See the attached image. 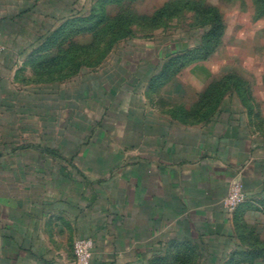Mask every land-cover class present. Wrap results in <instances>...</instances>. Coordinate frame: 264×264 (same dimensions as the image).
Returning a JSON list of instances; mask_svg holds the SVG:
<instances>
[{"label":"rangeland","instance_id":"1","mask_svg":"<svg viewBox=\"0 0 264 264\" xmlns=\"http://www.w3.org/2000/svg\"><path fill=\"white\" fill-rule=\"evenodd\" d=\"M62 7L61 23L47 12L31 16L44 26L29 25L28 38L44 41V50L18 78L15 67L0 68V202L20 194L21 171L30 198L49 189L37 170H52L60 152L81 154L87 129L104 117L116 134V108L140 97L188 107L189 123L213 120L218 108L221 119L237 110L264 136V0H64ZM44 155L48 161L38 162ZM237 214L215 242L156 251L142 264H264V194ZM71 248L60 264H77Z\"/></svg>","mask_w":264,"mask_h":264},{"label":"crops","instance_id":"2","mask_svg":"<svg viewBox=\"0 0 264 264\" xmlns=\"http://www.w3.org/2000/svg\"><path fill=\"white\" fill-rule=\"evenodd\" d=\"M63 1L0 0V41L9 52L0 55V68L15 67L19 77L44 50V41L28 38L29 25L44 26L31 16L47 12L61 23ZM145 99L116 108V134L104 117L87 129L81 154L60 152L52 170L38 169L49 189L36 197L29 196L27 171L17 173L20 194L0 202V264H60L85 238L95 244L93 264H142L156 251L228 235L237 213L264 194V136L240 110L221 119L218 108L213 120L189 123L188 107ZM237 180L247 200L228 213L222 202Z\"/></svg>","mask_w":264,"mask_h":264},{"label":"built area","instance_id":"3","mask_svg":"<svg viewBox=\"0 0 264 264\" xmlns=\"http://www.w3.org/2000/svg\"><path fill=\"white\" fill-rule=\"evenodd\" d=\"M4 47L0 41V52ZM247 196L244 185L241 181H234L229 189L227 196L222 202L223 208L228 213H235L246 202ZM95 244L92 239H78L75 242L74 253L77 264H93Z\"/></svg>","mask_w":264,"mask_h":264},{"label":"trees","instance_id":"4","mask_svg":"<svg viewBox=\"0 0 264 264\" xmlns=\"http://www.w3.org/2000/svg\"><path fill=\"white\" fill-rule=\"evenodd\" d=\"M215 31V30H214ZM215 33V32H214ZM212 31H211V35H213L217 40L220 39V36H221V32H219L218 34H214ZM214 51V50H213ZM94 262V261H93Z\"/></svg>","mask_w":264,"mask_h":264}]
</instances>
